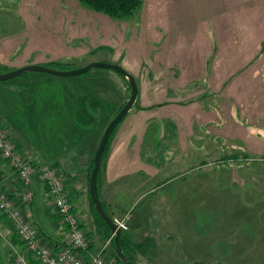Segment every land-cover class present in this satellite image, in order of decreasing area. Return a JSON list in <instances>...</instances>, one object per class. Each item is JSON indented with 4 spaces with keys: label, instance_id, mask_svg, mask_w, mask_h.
<instances>
[{
    "label": "rangeland",
    "instance_id": "obj_1",
    "mask_svg": "<svg viewBox=\"0 0 264 264\" xmlns=\"http://www.w3.org/2000/svg\"><path fill=\"white\" fill-rule=\"evenodd\" d=\"M172 24H181L183 33L174 31ZM260 37L264 0H143L133 15L122 18L89 9L78 0H0V66L7 70L33 63L51 67L50 61L74 67L93 61L128 65L136 54L143 59L137 60L140 64L167 67V82L184 86L179 96L184 90L198 96L190 107L197 111L182 119V130L175 129L171 118L151 121L142 137V152L156 171L133 176L124 193L105 203L112 218L128 216V228L121 231L127 239L124 252L136 264H264ZM164 72L155 78V87L165 84L160 81L166 79ZM133 75L139 88L148 74ZM12 92L19 101L21 129L28 135L22 136L26 149L43 151L46 159L58 151L67 168L77 172L84 159L91 165L105 128L131 88L118 72L93 68L66 76L27 71L0 80L1 109L11 107ZM156 107L160 115L172 104ZM126 116L113 130L126 125ZM70 118H77L80 130L66 128ZM1 119L6 122V117ZM0 125L10 134L7 125ZM29 161L33 180L37 174L43 182L39 168L47 163ZM90 207L104 244L110 227ZM0 216V264H15L13 229ZM108 250L117 255L114 239Z\"/></svg>",
    "mask_w": 264,
    "mask_h": 264
},
{
    "label": "crops",
    "instance_id": "obj_2",
    "mask_svg": "<svg viewBox=\"0 0 264 264\" xmlns=\"http://www.w3.org/2000/svg\"><path fill=\"white\" fill-rule=\"evenodd\" d=\"M170 27L180 34L183 33L181 24H172ZM259 39H263L262 42L264 41V37H260ZM167 46L171 45L168 44ZM251 49H253V46L250 47V50ZM202 56H206L205 51L202 53ZM198 57L200 56L198 55ZM133 59H135L134 62L132 61L128 65H123L122 63L120 64H122L132 74L141 73L148 75L146 79L143 80L139 85L137 99L126 116V125H124L122 128H120V126L118 129H115L112 135L110 149L105 159L104 169L98 182L99 196L102 202L104 201V203H106L107 200H111L112 195L117 196L119 193H124L127 190V186L130 185V182L134 180L133 176L141 172L145 176H151L153 172L156 171L157 168L153 165V162L145 160L143 158L144 155L142 152V137L145 133H147V128L151 121H154L156 117L171 118L175 123V129L177 127L178 129L182 130L183 125L180 123L182 119L189 118L190 115H193V112L197 111L194 109L191 110L190 107H194L196 105L194 101L198 96L196 94L193 96H188L189 92H186L185 90L182 92V94L185 95L179 96L180 92L182 91L179 88L184 86L177 83L173 84L171 82H167V76L170 74L167 70V67L159 66L161 63L155 64L144 62L140 64L137 60L141 62L143 59L136 54L133 55ZM200 61L201 60H199V62ZM176 63L183 66L182 62ZM146 65H148L150 69L146 70ZM163 67L165 70L164 73L166 74L164 78L166 79H160V81L163 80L165 84H162L163 87L161 88L155 87V85L157 86V81H159L157 80L155 82V78H157L159 74L160 76L162 75L164 71L162 69ZM186 89L189 90L190 86ZM173 90H176V92ZM171 91L175 93V95L170 96L169 94ZM12 93L11 103L9 104L11 107H3L4 109L0 108V116H4V118L6 117V122H3L1 119L0 123H3V126L7 125L10 130V134L12 135L10 136L16 143L18 149H20L24 155H28V159H31L33 161L32 163H47L53 165L64 176L65 186L70 194V198L74 205V210L80 215L83 226L87 229L89 232L88 234L91 237V250L94 252L99 250L103 246V237L98 232V229H96V224L94 223L91 213L88 176V170L90 166L89 158L83 160V162L78 167V171L76 172L75 168L74 170L72 168H67L69 166H66L64 163V155L62 153L58 154V151L57 153H54L50 159H46L45 152L38 150V152L35 154L34 152L32 153L29 151V149H26L23 144V142L25 143V139H23L22 136L24 138H28V135H24L25 133L21 129V119H19L17 116V111H19V109L17 110V102L19 101L15 100L14 92ZM162 102L164 104H172V108H170L168 112H162V114L159 115L155 109L157 108L156 105L161 104ZM26 104L32 105L31 102ZM70 122L71 123L66 125V128L68 126L70 127L71 125L73 129L75 127V131L80 130L77 118H70ZM43 126L45 130L46 122L43 123ZM66 128H59L60 132H62V136L68 135ZM45 135L46 134L44 133V136ZM55 135L60 134L58 132V134ZM0 182L2 188L6 190L12 198L19 199L24 189L23 183L21 180H19L16 172L11 168L8 161L1 158ZM32 188L34 190V199L31 203L24 206L26 215L28 216L29 220L34 222L40 231L46 234L49 238L59 242H64L67 238V229L59 219L52 201V197L49 194L48 187L41 181L37 174L34 175ZM1 220H4L5 224H9L4 216H2ZM14 237H16V234L14 231H12V242H14ZM15 245L21 246V243L18 241V243H15ZM144 264L151 263L148 261Z\"/></svg>",
    "mask_w": 264,
    "mask_h": 264
},
{
    "label": "built area",
    "instance_id": "obj_3",
    "mask_svg": "<svg viewBox=\"0 0 264 264\" xmlns=\"http://www.w3.org/2000/svg\"><path fill=\"white\" fill-rule=\"evenodd\" d=\"M0 158L8 161L17 173L25 190L19 199H13L0 184V213L10 223V227L21 241V246L11 244L15 264H123L108 250L114 239L111 232L103 246L91 250V237L83 226L82 219L74 210L70 194L65 186V178L53 165L45 164L39 168L43 183L48 187L53 204L61 223L67 229L64 242L49 238L38 226L29 220L22 205L31 203L34 196L32 182L34 169L10 138V134L0 125ZM128 216L113 218L121 231L127 229Z\"/></svg>",
    "mask_w": 264,
    "mask_h": 264
},
{
    "label": "water",
    "instance_id": "obj_4",
    "mask_svg": "<svg viewBox=\"0 0 264 264\" xmlns=\"http://www.w3.org/2000/svg\"><path fill=\"white\" fill-rule=\"evenodd\" d=\"M93 68H106L112 69L122 75H124L130 83L131 86V94L126 103L120 108V110L116 113L113 119L109 122L107 127L105 128L102 137L99 141L98 147L95 151L93 158V167L89 176V194L93 200L94 206L98 214L106 221L108 226L110 227L111 232L115 233L114 243L117 255L120 260L124 264H136L132 260H130L127 254L123 251L120 242L121 229L118 228L116 223L113 221V218L108 214V212L104 208V204L99 196L98 192V172L101 167L102 155L105 150L106 144L108 142L109 136L114 129V127L124 118V116L129 112V110L133 107L139 92V88L136 82L134 75L129 72L125 67H123L119 63H110L105 61H93L84 66L74 67L70 69H57L49 66H45L39 63L27 64L24 66H20L11 70H7L4 72H0V80H7L17 75H20L27 71H43L56 75H79L85 73ZM193 264H220L214 262H206V263H193Z\"/></svg>",
    "mask_w": 264,
    "mask_h": 264
},
{
    "label": "trees",
    "instance_id": "obj_5",
    "mask_svg": "<svg viewBox=\"0 0 264 264\" xmlns=\"http://www.w3.org/2000/svg\"><path fill=\"white\" fill-rule=\"evenodd\" d=\"M78 1L83 6L89 8V9H92V10H95V11H98V12L105 13V14L109 15L110 17H113V18H122V17L131 16L143 4V0H78ZM49 63H51V67H54V68H57V69H70V68H73L74 67L73 65H71L70 62H64V61H50ZM4 71H7V68H5L4 66H0V72H4ZM90 71L91 70H89L87 72H90ZM119 75H120V73H119ZM122 76H124V75H122ZM128 82H129V80H128ZM129 85H130V83H129ZM130 88H131V86H130ZM125 103H126V101L120 106V108ZM114 131L115 130L112 131L111 136L109 138V141H110V139H111ZM109 141L107 142L106 148H105V150L103 152V155H102V163H101V167H100L99 172H98V182H99V179H100L99 176L103 172L105 159H106L107 154H108V151H109ZM94 154L92 156L91 165L89 166L88 176H90V172H91V169L93 167ZM98 192H99V185H98ZM89 200H90V204L92 205V208H93L94 212L96 213V215L98 216V218L99 219L101 218L106 223V221L96 211L95 206H94V203H93V200H92L90 194H89ZM103 204H104L105 210L111 216V214L109 213L108 209L105 206L104 201H103ZM109 231L111 232L110 229H109ZM13 241L16 244L18 243V241L21 243V241H20V239H19V237L17 235H16V237H14ZM120 242H121V246L123 248V251H126L125 250V247L127 246V239L123 235V232H121ZM126 254H127L128 258L130 260H132L131 257H130V255L127 252H126ZM116 257L120 261V258L118 256H116ZM33 264H37V262H33Z\"/></svg>",
    "mask_w": 264,
    "mask_h": 264
}]
</instances>
